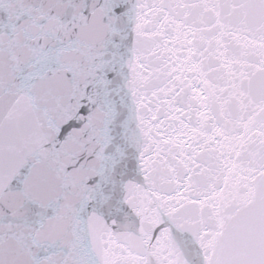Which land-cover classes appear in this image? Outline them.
<instances>
[{"label":"snow or ice","instance_id":"1","mask_svg":"<svg viewBox=\"0 0 264 264\" xmlns=\"http://www.w3.org/2000/svg\"><path fill=\"white\" fill-rule=\"evenodd\" d=\"M0 264H264V0H0Z\"/></svg>","mask_w":264,"mask_h":264}]
</instances>
